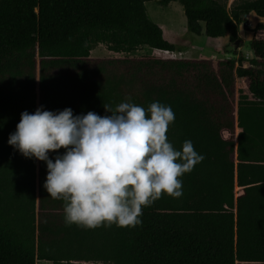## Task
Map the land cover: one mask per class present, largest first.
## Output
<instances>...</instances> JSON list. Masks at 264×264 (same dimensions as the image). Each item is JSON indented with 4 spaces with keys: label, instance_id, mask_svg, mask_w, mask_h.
Segmentation results:
<instances>
[{
    "label": "trees",
    "instance_id": "16d2710c",
    "mask_svg": "<svg viewBox=\"0 0 264 264\" xmlns=\"http://www.w3.org/2000/svg\"><path fill=\"white\" fill-rule=\"evenodd\" d=\"M148 1L178 2L195 35L235 42L250 13L264 31V0H0V264H264V38L248 41L251 60L90 56L98 43L174 52ZM237 77L245 84L235 95ZM128 98L170 105L168 140L178 150L190 140L204 159L180 178L179 198L162 194L135 227L65 225L63 202L43 187L45 162L8 136L25 110L110 115L104 105Z\"/></svg>",
    "mask_w": 264,
    "mask_h": 264
},
{
    "label": "clouds",
    "instance_id": "9594fccd",
    "mask_svg": "<svg viewBox=\"0 0 264 264\" xmlns=\"http://www.w3.org/2000/svg\"><path fill=\"white\" fill-rule=\"evenodd\" d=\"M110 115L93 111L20 113L7 143L26 158L46 164L44 189L63 202L65 225L83 229L135 227L142 209L162 194L182 195V180L204 156L190 140L176 149L166 132L175 120L170 105L151 102L147 108L128 98ZM61 148L62 153L58 152ZM50 152H56L54 159Z\"/></svg>",
    "mask_w": 264,
    "mask_h": 264
},
{
    "label": "rangeland",
    "instance_id": "374dc122",
    "mask_svg": "<svg viewBox=\"0 0 264 264\" xmlns=\"http://www.w3.org/2000/svg\"><path fill=\"white\" fill-rule=\"evenodd\" d=\"M224 4L226 8L237 5L246 0H217ZM145 13L147 17L157 24L162 31L163 38L175 46L173 54H158L154 49L147 46H141L136 51L129 54H114L107 49V47L98 43L91 47L90 56L93 58H109V57H142L155 56L160 58H210L212 60H219L222 58H237L241 56L247 60L252 59V53L248 47V41L252 37L264 38V31H255L254 26L261 21L254 14L246 16V25H239L238 29V43L231 42L228 35L222 37H207L204 34L195 35L187 31L186 19L183 9L176 1H171L167 6H160L154 1L145 2ZM244 65H249L245 62ZM245 80L243 78H236L235 81V95L237 89L244 87ZM238 129H235L232 138L236 142V134ZM223 138H228V132H221ZM234 192L238 193L239 189L234 187ZM85 264H102L100 262L84 261ZM44 264V263H43ZM48 264V263H46Z\"/></svg>",
    "mask_w": 264,
    "mask_h": 264
},
{
    "label": "built area",
    "instance_id": "2783aa9c",
    "mask_svg": "<svg viewBox=\"0 0 264 264\" xmlns=\"http://www.w3.org/2000/svg\"><path fill=\"white\" fill-rule=\"evenodd\" d=\"M156 53L158 54H173L174 52L173 51H168V50H163V49H154ZM114 54H122V52L120 53H117V52H112ZM125 54V53H123ZM86 262L84 261H74V260H71V261H61V264H85Z\"/></svg>",
    "mask_w": 264,
    "mask_h": 264
},
{
    "label": "water",
    "instance_id": "95a60500",
    "mask_svg": "<svg viewBox=\"0 0 264 264\" xmlns=\"http://www.w3.org/2000/svg\"><path fill=\"white\" fill-rule=\"evenodd\" d=\"M244 22H243V26H245L246 25V21H245V19H246V16L244 15ZM235 44H237L238 43V40H235V42H234Z\"/></svg>",
    "mask_w": 264,
    "mask_h": 264
},
{
    "label": "crops",
    "instance_id": "0c3cea01",
    "mask_svg": "<svg viewBox=\"0 0 264 264\" xmlns=\"http://www.w3.org/2000/svg\"><path fill=\"white\" fill-rule=\"evenodd\" d=\"M251 14V13H250ZM174 52H178V51H174Z\"/></svg>",
    "mask_w": 264,
    "mask_h": 264
}]
</instances>
